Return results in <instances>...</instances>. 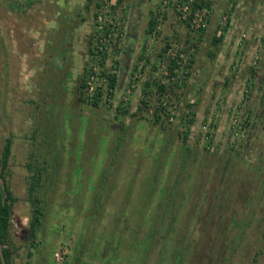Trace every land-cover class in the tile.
Returning a JSON list of instances; mask_svg holds the SVG:
<instances>
[{
  "label": "rangeland",
  "instance_id": "1",
  "mask_svg": "<svg viewBox=\"0 0 264 264\" xmlns=\"http://www.w3.org/2000/svg\"><path fill=\"white\" fill-rule=\"evenodd\" d=\"M89 1L0 0V154L12 135L8 179L18 199L11 227L14 264H75L92 185L104 173L111 186L99 233L107 234L123 215L138 219L133 203L144 204L162 163L151 205L156 209L163 189L174 186L183 167L185 147L192 153L176 200L191 228L198 219L204 252L194 264H264V0H202L210 6L197 12L192 1L184 0H125L115 11L117 0H107V9L102 8L105 0H92L90 6ZM183 4L189 6L186 14L180 10ZM151 19L157 24L147 34ZM104 53L106 71L119 83L110 91L95 76L92 86L104 89L96 109L89 91L88 103L79 102L74 88L85 68L101 73ZM173 59L178 69L171 78ZM147 83L151 88L145 94ZM161 85L169 88L165 98L158 92ZM144 98L149 108L139 111ZM50 105L60 108L52 107L60 113H55L57 122H50L53 128L38 121H47ZM160 106L168 110L157 124L154 109ZM118 107L128 114H119ZM122 123L129 128L124 135ZM35 128L39 135L34 139ZM121 136L122 159L116 157L113 167L110 152ZM44 159L53 166L52 206L30 257L28 190L35 183L32 175L46 167ZM89 171L93 177L86 186ZM252 183L257 188L247 191ZM240 211L248 213L250 224L241 232L237 222L231 225L230 239L238 244L224 263L228 255H221L216 244L219 223L236 220ZM90 250L79 264L99 262ZM130 256L121 257L124 264Z\"/></svg>",
  "mask_w": 264,
  "mask_h": 264
},
{
  "label": "trees",
  "instance_id": "2",
  "mask_svg": "<svg viewBox=\"0 0 264 264\" xmlns=\"http://www.w3.org/2000/svg\"><path fill=\"white\" fill-rule=\"evenodd\" d=\"M189 3L190 0H184ZM89 1V6H90ZM125 0H117V3L113 6V10H117L120 6L124 4ZM192 9L194 12H197L199 9H203L205 6H210L209 3H205L202 0H193L191 2ZM98 8H101L98 5ZM156 20L151 19L149 23V28L147 30V34H152L156 27ZM190 26V25H188ZM108 34V33H106ZM96 37L94 36L93 39ZM216 44L220 43V39L215 40ZM167 51V49H166ZM102 55V52H100ZM107 53H104V57L102 60L100 59V68L101 73L97 74L94 72V69H84L83 75L80 77L79 83H77L76 88L74 90L77 92L78 101H83L88 103L89 99L92 102L91 106L93 108H99L100 103L102 102V98L104 97V89L102 87L96 89V93L94 95H90L87 92L90 89L89 83L91 78L96 76L98 77L103 85L104 82L107 83L108 88L110 91H115L118 87L119 79L118 76L106 71L105 68V59L107 57ZM178 69V64L175 59L171 61L169 71L171 78L175 77V72ZM66 74V73H65ZM67 77V76H66ZM60 77L59 83H64L65 81ZM104 80V82H103ZM67 84V83H65ZM175 85V84H173ZM177 86V85H176ZM61 87V86H58ZM65 87V86H64ZM73 90V87H71ZM151 88L150 84H146V91L145 94H148L147 91ZM159 95L162 98L167 97L168 89L164 85L158 86ZM60 94L63 93L60 88ZM68 89V85H66L65 89ZM79 93V94H78ZM88 94V101L85 98V95ZM113 94V92H112ZM62 95V94H61ZM146 96V95H145ZM90 104V103H89ZM143 107L139 108V111H144L143 109L148 110V102L146 99H142ZM51 107L47 110L46 114L48 119L47 121H41L42 125L45 124L46 127L53 128L54 126L51 125V121L57 122L58 119L56 118L55 111L52 107L57 108V105H50ZM52 109V110H51ZM60 108H57V110ZM167 107L160 106L154 109V117L156 118V123L160 124V113L164 112L166 114ZM117 111L119 114H123L124 116L128 114L127 110L118 107ZM146 111V110H145ZM54 114V118H53ZM60 115V113H58ZM40 118L39 114L38 117ZM59 119L62 118L59 116ZM104 118V117H103ZM59 123V122H58ZM162 124V123H161ZM122 135L128 133L129 128L126 127L125 123H122ZM46 132L48 130H45ZM39 135L38 129L35 128L33 131L34 139L37 138ZM45 138V137H44ZM49 138V137H48ZM123 136L119 137L117 142L112 147V152H110V163L117 166V158H121V154L123 153L121 146H122ZM13 146L14 140L13 136H9L5 139V143L3 145L1 156H0V242L3 246L4 256L6 258L7 264H14V252L11 243V227L13 221V214H14V206L17 202V197L15 196L13 189L10 186L9 182V164L12 159L13 155ZM191 147L184 148V158L182 160L183 167L179 170L177 174V178L175 179V184L172 188H164L163 195L156 205V209L152 210V201L156 192L158 191L159 187V179H160V169L163 166L162 163H159L158 167H156V175L154 179L150 182V190L148 196L144 199V204L140 205L138 202H134L133 207H138L136 214H138V219L135 221H131L126 218L125 215L120 217L117 222L113 224L112 229L105 234L99 233L97 224H100V218L102 213L103 202L105 197H107L108 190L110 189L109 185V175L104 173V175H100L98 179L95 181L94 186L92 188V195H91V207L86 210V222L83 224L82 231L79 232L77 242H76V249H75V264L80 263V257L88 252L90 249V254L98 257L99 262L96 264H124L122 261V256L128 254L130 261L134 260V264H194V260L196 257H199L203 254V245L204 243L201 242L198 236V231L196 228H199V224L196 220L197 227L191 228L190 223L186 221V218L181 217L182 214L180 213L181 209L178 211V205L176 197L181 192L180 184L183 179V172L184 168H186L187 164L189 163L190 156H191ZM117 157V158H116ZM189 158V159H188ZM122 159V158H121ZM46 167L39 169L37 174L32 175V184L28 190L29 202L32 206V220L29 229V249H31L30 257H32V250L37 249L36 241L39 237V234L44 227L45 221L47 220L48 214V207H50V194L52 190V186L49 185L51 181V173L49 171V167L51 163H49L46 159H44ZM37 167V166H36ZM29 171L34 172V168L32 164L27 165ZM228 168H226V171ZM107 175V176H106ZM114 176V173L112 174ZM206 176V174H205ZM218 176V175H217ZM89 177H93L92 173L89 171L84 174V183L88 185ZM107 178V182L105 179ZM113 179V177H112ZM115 181V180H114ZM106 182V183H105ZM109 182V183H108ZM134 183V182H133ZM136 184V183H134ZM105 186H108L106 189ZM158 188V189H157ZM257 188L255 184H251L248 187L247 191H252V189ZM134 186H132L127 194V200L130 201L131 195L133 193ZM235 187L232 189L231 193H234ZM247 191H244V194L247 196ZM260 191V190H259ZM246 192V193H245ZM171 193L169 197L168 194ZM239 194V192H237ZM230 195V194H229ZM241 195V194H240ZM231 198L233 196H230ZM240 197V196H239ZM163 199V200H162ZM238 200V199H237ZM125 201V200H124ZM128 203L127 207H132ZM246 203V201H243ZM52 206V205H51ZM96 206V207H95ZM145 206H147L145 208ZM125 207V205H124ZM199 208V207H198ZM190 210V209H189ZM197 208H194V212H196ZM206 210V206H205ZM184 211V209H183ZM190 212V211H188ZM202 213V212H201ZM247 216V219L245 218ZM236 220L225 219L222 218V221L219 223V235L216 244L219 246V250H221V255L227 254V260L224 263H229L230 257L236 251L237 244L234 243L235 240H231V233L234 228L237 227L236 230L241 232L250 224V218L247 212L240 211L238 214L235 215ZM234 217V218H235ZM246 221V223L244 222ZM237 222V226H231L233 223ZM241 224L244 225L240 227ZM230 225V227H229ZM230 228L229 232L227 233L228 229ZM183 229L185 233L178 234L179 231ZM196 231V232H194ZM98 233V235H97ZM223 233V234H222ZM222 234V235H221ZM97 235V237H95ZM230 235V236H228ZM235 235L238 236V240L241 239L242 235L236 233ZM71 236V235H70ZM208 242V243H207ZM205 243L209 244L210 241H205ZM222 243V244H221ZM234 245V246H233ZM216 247V246H215ZM222 248V249H221ZM218 250V252H219ZM231 251L230 253L228 251ZM203 251V252H202ZM227 252V253H226ZM217 253V249L215 248V253ZM220 254V252H219ZM209 258H211L209 256ZM0 264L2 263L0 257ZM30 264V263H29ZM83 264V263H82ZM94 264V263H93ZM133 264V263H132Z\"/></svg>",
  "mask_w": 264,
  "mask_h": 264
},
{
  "label": "built area",
  "instance_id": "3",
  "mask_svg": "<svg viewBox=\"0 0 264 264\" xmlns=\"http://www.w3.org/2000/svg\"><path fill=\"white\" fill-rule=\"evenodd\" d=\"M190 1H193V0H190ZM105 3H106V6H105ZM105 3H104V1L102 2V8L105 7V8L107 9V6H108L107 0H105ZM180 10H181L184 14H186V13H188V11H189V6L186 5V4H183V5L181 6ZM97 79L99 80L98 77H97ZM94 80H95V76L91 78V81H92V82L89 83V86H90V89H89L90 95H94V94L96 93V89L92 86ZM103 82H104V80H103ZM57 257H58V259H61V258H62V256L60 257L59 255H57Z\"/></svg>",
  "mask_w": 264,
  "mask_h": 264
},
{
  "label": "water",
  "instance_id": "4",
  "mask_svg": "<svg viewBox=\"0 0 264 264\" xmlns=\"http://www.w3.org/2000/svg\"><path fill=\"white\" fill-rule=\"evenodd\" d=\"M0 257H1L2 263L7 264L6 258L4 256L3 246L1 244V242H0Z\"/></svg>",
  "mask_w": 264,
  "mask_h": 264
}]
</instances>
